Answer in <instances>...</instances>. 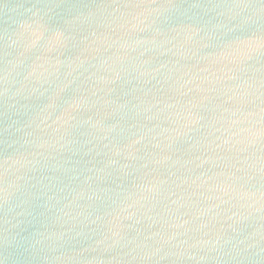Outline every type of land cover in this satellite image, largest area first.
Segmentation results:
<instances>
[{
	"label": "water",
	"instance_id": "1",
	"mask_svg": "<svg viewBox=\"0 0 264 264\" xmlns=\"http://www.w3.org/2000/svg\"><path fill=\"white\" fill-rule=\"evenodd\" d=\"M0 264H264V0H0Z\"/></svg>",
	"mask_w": 264,
	"mask_h": 264
}]
</instances>
